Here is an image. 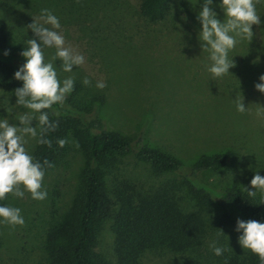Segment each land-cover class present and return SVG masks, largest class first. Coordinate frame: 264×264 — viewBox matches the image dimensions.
Masks as SVG:
<instances>
[{
  "label": "rangeland",
  "instance_id": "1",
  "mask_svg": "<svg viewBox=\"0 0 264 264\" xmlns=\"http://www.w3.org/2000/svg\"><path fill=\"white\" fill-rule=\"evenodd\" d=\"M200 3L202 0H173L165 18L150 23L139 13V0H0V23L10 45L28 46L34 33L26 26L42 9H49L60 20L58 31L66 46L85 57V63L74 66L72 72H63L62 62L53 61L58 77L61 81L74 78V85L81 90L79 97L87 101L101 98L99 109L95 107L109 131L134 140L140 137L143 145L160 149L184 165L201 156L228 155L225 167L206 172L201 179L216 192L237 189L247 194L244 188L252 190L253 176L257 172L264 176V118L255 115L256 104L264 105V94L254 87L264 74V23L253 26L251 42L237 38L239 42L229 52L236 67L213 79L206 70L211 63L209 53L201 49L198 40ZM219 3L213 0V7L223 20ZM257 13L264 21V0L257 5ZM55 51L44 49L46 62ZM84 78L91 84L85 86ZM98 81L106 87L98 89ZM70 95L73 93L67 97ZM241 95L249 108L244 114L237 112L234 103ZM16 99L0 86V119L16 124L18 116L28 111L15 106ZM66 141L64 155L45 171L46 199L34 200L27 192L23 198L9 194L7 206L20 208L25 223L15 227L0 223V264L45 263L47 231L69 211L84 166L78 146L70 137ZM36 143L28 138L26 148L31 155ZM118 159L108 176L111 181H128L145 192L180 181L176 175L154 174L132 153ZM256 198H260L259 192ZM203 215L208 226L202 250L187 255L149 252L142 257V264H225L234 260L243 249L238 243L240 233L235 231L239 217L233 215L229 224L221 225L217 204ZM213 241L225 249L222 256L209 247ZM112 245L113 235L104 224L96 251L110 258Z\"/></svg>",
  "mask_w": 264,
  "mask_h": 264
},
{
  "label": "trees",
  "instance_id": "2",
  "mask_svg": "<svg viewBox=\"0 0 264 264\" xmlns=\"http://www.w3.org/2000/svg\"><path fill=\"white\" fill-rule=\"evenodd\" d=\"M172 1L139 0L138 10L148 22H159L169 13ZM5 29L0 23V86L13 93L22 87L14 73L25 63L20 53L28 46L10 45ZM80 91L74 85L73 95L62 106L53 105L59 116L49 110L50 119L58 123L46 137L51 147L36 143L33 153L41 163L46 159L53 166L66 150V144L60 147L58 140L70 137L84 159L80 186L69 211L47 231L44 264H142V257L149 252L196 253L204 247L207 235L203 213L213 204L220 207L223 226L230 223L233 215L245 221L264 222L260 198H251L237 189L216 192L201 179L202 174L225 167L228 155L201 156L193 164L184 165L160 149L143 145L140 137L134 140L109 131L95 107L99 109L101 98L87 101L79 97ZM129 153L149 165L154 174L176 175L180 181L145 192L128 181L109 180L118 157ZM8 199L9 194L0 200V206H7ZM188 203L192 208L183 206ZM104 224L109 225L113 235L110 258L96 251ZM238 253L227 264H259L258 256L251 251L242 249Z\"/></svg>",
  "mask_w": 264,
  "mask_h": 264
},
{
  "label": "clouds",
  "instance_id": "3",
  "mask_svg": "<svg viewBox=\"0 0 264 264\" xmlns=\"http://www.w3.org/2000/svg\"><path fill=\"white\" fill-rule=\"evenodd\" d=\"M261 0H220L217 5L223 12V20L218 18L214 10L213 0H202L197 19L201 25L198 40L202 50L209 53L210 65L206 70L213 79L229 74L236 64L229 58L238 41V37L251 42L255 36L253 26H261V16L257 13V5ZM50 25L51 27H46ZM34 33V38L27 40V48L20 53L25 63L14 73V79L22 82V87L14 89L15 106L28 111L18 116V123H10L7 118L0 119V200L8 194L23 198L30 193L34 200L42 201L47 198L43 188L46 167H52L48 160L35 159L26 148L28 138L35 139L38 144L51 147L47 139L49 132L55 131L58 123L49 116H59L53 105H63L67 95L74 90V78L68 77L61 81L53 61L60 60L63 72H72L73 67L82 66L85 57L66 46L65 37L60 31L59 18L49 9H42L37 19L26 26ZM54 48L55 55L51 61H45L44 49ZM4 55H8L6 51ZM258 61V60H257ZM259 83L254 85L256 91L264 94V74L259 76ZM83 84L88 86L91 81L84 78ZM103 89L106 84L98 81L95 85ZM237 112L244 114L249 111L241 95L234 101ZM255 115L264 118V105L256 104ZM35 121V126L33 125ZM67 141L58 140L60 147ZM252 190L244 188L247 195L256 198L260 194L259 205L264 204V176L257 172L250 181ZM0 223L10 226H23L25 220L21 209L10 206H0ZM223 233L222 230H220ZM235 231L240 233L238 243L243 249L258 256L259 264H264V222L256 220L237 219ZM224 234V233H223ZM209 247L216 256H222L225 249L213 241ZM227 264V262H225Z\"/></svg>",
  "mask_w": 264,
  "mask_h": 264
}]
</instances>
